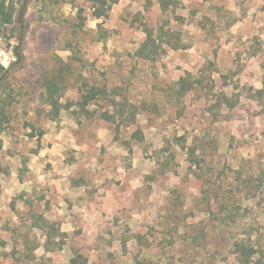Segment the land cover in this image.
I'll use <instances>...</instances> for the list:
<instances>
[{"label": "rangeland", "instance_id": "374dc122", "mask_svg": "<svg viewBox=\"0 0 264 264\" xmlns=\"http://www.w3.org/2000/svg\"><path fill=\"white\" fill-rule=\"evenodd\" d=\"M178 2L27 0L0 84V264H238L241 239L264 256V0ZM145 25L187 47L140 57ZM20 30H0L4 67Z\"/></svg>", "mask_w": 264, "mask_h": 264}, {"label": "trees", "instance_id": "16d2710c", "mask_svg": "<svg viewBox=\"0 0 264 264\" xmlns=\"http://www.w3.org/2000/svg\"><path fill=\"white\" fill-rule=\"evenodd\" d=\"M112 3L117 2L118 0H111ZM102 5H105L106 0H100ZM160 8L163 12L167 11L169 8H175L178 5V0H158ZM106 4V8H110L111 4ZM27 9V0H18L17 3L13 0H0V30H6L8 25L19 24L20 31L15 36L17 44L12 48V52L15 56V60L10 63L8 67H4L0 63V84L5 82L10 75L12 68H17L22 65L24 60L23 54V43H24V35L23 31L27 28V22L25 20V13ZM92 15L95 18H101L105 16L104 10H99L95 8L92 12ZM146 36L137 51V54L140 57L147 59H156L161 55V52L165 51L158 43H165V45L172 48H185L187 44L183 42V39L178 35L175 38L169 40L163 37L168 35V32L165 34H157L154 36L153 30L151 28H147L145 25ZM172 33V32H171ZM174 34V33H172ZM4 38H8L6 35H3ZM9 41V38H8ZM191 74L187 73V75L179 78L175 87L177 93L180 95H184L187 91L191 90L195 84L194 81H189L188 78ZM188 77V78H187ZM59 83L58 80L53 78H47L44 88L45 92L42 94L43 102L49 106L48 117L51 120L57 119L61 110V102L59 100ZM250 96L257 101H259L264 108V84L261 89L253 90L251 89ZM95 96V93L92 95L85 96L83 98L82 107L88 104L89 101ZM7 121V114L3 104H0V131L3 130V124ZM139 132L137 131V135ZM233 252L236 256L238 264H264V256L258 255V252L255 246L251 243L249 239L237 240L232 244ZM70 264H87L86 260L82 262H78L77 259L72 258L70 260Z\"/></svg>", "mask_w": 264, "mask_h": 264}, {"label": "crops", "instance_id": "0c3cea01", "mask_svg": "<svg viewBox=\"0 0 264 264\" xmlns=\"http://www.w3.org/2000/svg\"><path fill=\"white\" fill-rule=\"evenodd\" d=\"M45 151L44 150H41L40 151V153L39 154H37L36 156H35V158H37V159H40V157H39V155H42V153H44ZM55 187H57L56 189L58 190V191H60V184H59V182L58 181H55ZM59 187V188H58ZM65 191H69V189L67 188V187H65V189H64ZM70 192V191H69Z\"/></svg>", "mask_w": 264, "mask_h": 264}]
</instances>
